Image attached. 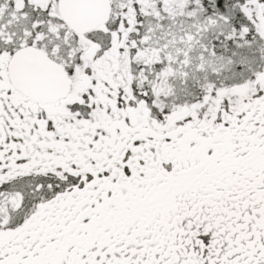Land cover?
Masks as SVG:
<instances>
[{
	"label": "snow or ice",
	"instance_id": "obj_1",
	"mask_svg": "<svg viewBox=\"0 0 264 264\" xmlns=\"http://www.w3.org/2000/svg\"><path fill=\"white\" fill-rule=\"evenodd\" d=\"M0 264H264V0H0Z\"/></svg>",
	"mask_w": 264,
	"mask_h": 264
}]
</instances>
